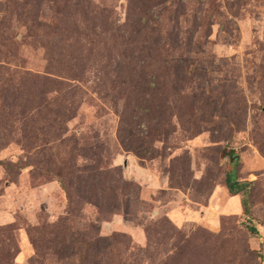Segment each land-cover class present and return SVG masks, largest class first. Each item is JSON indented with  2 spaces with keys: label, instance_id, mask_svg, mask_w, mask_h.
Instances as JSON below:
<instances>
[{
  "label": "rangeland",
  "instance_id": "rangeland-1",
  "mask_svg": "<svg viewBox=\"0 0 264 264\" xmlns=\"http://www.w3.org/2000/svg\"><path fill=\"white\" fill-rule=\"evenodd\" d=\"M155 1L0 0V264H264V0Z\"/></svg>",
  "mask_w": 264,
  "mask_h": 264
},
{
  "label": "trees",
  "instance_id": "trees-1",
  "mask_svg": "<svg viewBox=\"0 0 264 264\" xmlns=\"http://www.w3.org/2000/svg\"><path fill=\"white\" fill-rule=\"evenodd\" d=\"M151 1V0H148ZM181 0H156L155 3L153 2V4L151 3L150 5L146 4L144 5V8L147 10H142V13L147 15V17L149 18L148 14L150 11V9L156 10V16L157 18H155V24L156 27H158L160 25L159 23V16L160 14L163 15V13L165 11H170V13L174 12L175 13V17L178 18L180 14L184 13L185 11L182 10L180 8L181 4ZM148 28V27H147ZM166 38L167 39H171V36L169 33L166 34ZM162 48V45H161ZM179 58H169L167 56H159L158 57V64L164 69L168 68L171 65H174L176 63V60ZM182 61V59H181ZM184 67V66H183ZM182 68V65H181ZM184 69V68H183ZM166 70H164L165 72ZM186 72V71H185ZM187 73V72H186ZM60 182V185H62L63 187V183L61 182V180L57 179ZM224 184L228 190V192L230 194H237V193H241V206H242V211L244 214H246L247 216L250 215V207H249V188L252 184V181L250 180H238L235 175L232 174V172H228L226 173V175L224 176ZM97 194L101 195L103 194V192L99 191L95 194H93V189H89L88 191V202L90 204H93L95 207H97L98 209L102 210L104 209V207L107 205L103 206V200L102 198H99L97 196ZM115 207V204L112 203L111 206H106L105 209L111 208L113 209ZM249 232L251 234H255L257 235L258 232V228L252 224L251 226H249L248 228ZM119 234H112L110 236H100V235H95L93 236V238L90 239V246L86 247L87 244H84V247L88 248V252L86 254H84L82 251H80L79 257H78V264L80 262V264H83L87 258V256H94L97 257L99 255H103L104 253H106L107 249L111 246H113L115 243H120L121 240L119 239ZM101 242V245H99ZM105 249V250H104ZM93 264H97L96 261L94 260Z\"/></svg>",
  "mask_w": 264,
  "mask_h": 264
}]
</instances>
